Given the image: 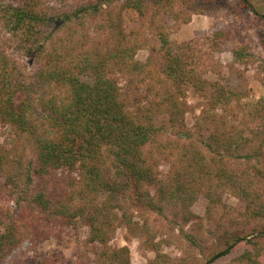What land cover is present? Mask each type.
I'll return each instance as SVG.
<instances>
[{
  "label": "trees",
  "instance_id": "16d2710c",
  "mask_svg": "<svg viewBox=\"0 0 264 264\" xmlns=\"http://www.w3.org/2000/svg\"><path fill=\"white\" fill-rule=\"evenodd\" d=\"M54 1L0 0V190L21 208L17 216L0 204V264L29 230L40 232L51 218H61V226L86 219L91 242L104 245L98 264H130L127 247L109 248L117 225L132 232L137 227L130 195L150 211L165 214L170 208L188 222L201 195L218 203L223 189H233L247 210L255 205L253 214L264 216V201L250 190L253 178L233 165L264 157V129H238L208 111L198 125L200 139L187 134L183 141L176 130L185 125V87L204 90L207 84L203 46L175 49L161 30L166 65L156 77L136 60L137 46L123 32H115L114 46L78 35L87 17L102 16L120 0ZM242 2L264 21L249 0ZM127 6L145 13L140 1ZM222 38L217 33L211 42ZM244 55L235 52L238 60ZM19 56L32 62L31 71ZM236 95L216 87L213 109ZM255 112L253 121L262 116ZM156 246L150 264H164L166 255Z\"/></svg>",
  "mask_w": 264,
  "mask_h": 264
},
{
  "label": "rangeland",
  "instance_id": "374dc122",
  "mask_svg": "<svg viewBox=\"0 0 264 264\" xmlns=\"http://www.w3.org/2000/svg\"><path fill=\"white\" fill-rule=\"evenodd\" d=\"M130 1H140L145 13L127 6ZM249 1L257 12L264 14V0ZM57 4V0L51 3ZM161 30L167 33L175 49L192 42L205 49V89L185 87V125L176 128L183 141L188 138L187 134L191 139H200L198 125L208 111L216 120L226 117L229 126L238 129H264V21L242 0H120L106 7L102 16L87 17L78 35L89 33L93 43L114 46L117 44L115 32H123L130 45L137 46L136 60L159 77L166 65V57L160 51ZM217 33H223V38L213 44L211 39ZM236 51L244 52L245 57L238 60ZM19 59L27 71L33 69L29 59L23 56ZM220 86L237 95L228 104L213 109L216 87ZM251 110L262 116L253 121ZM1 134L0 129V140ZM28 154L34 156L30 150ZM233 165L249 173L254 180L250 190L264 201V157L251 161L241 158ZM168 167L169 164L163 169ZM3 182L4 177L0 175V186ZM222 191V200L218 203H211L201 195L192 207L195 216L188 222L176 217L170 208L165 214L150 211L130 195L128 204L137 227L132 232L126 226L117 225L109 248L127 247L130 264H150L156 259V245L166 255L164 264H208L214 255L236 240L244 239L232 253L212 264H264V216L253 214L255 205L247 210L233 189ZM0 204L11 207L19 215L21 208L2 189ZM60 222L61 218H51L40 232L29 230L1 264H98L104 245L91 242L89 222L84 218L76 219L71 226H61ZM146 227L151 229V236L144 230ZM248 255L254 256L252 261Z\"/></svg>",
  "mask_w": 264,
  "mask_h": 264
}]
</instances>
